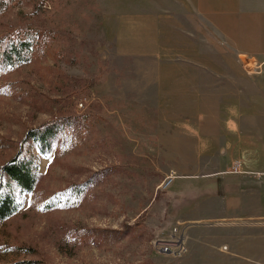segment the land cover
Instances as JSON below:
<instances>
[{"label":"rangeland","instance_id":"1","mask_svg":"<svg viewBox=\"0 0 264 264\" xmlns=\"http://www.w3.org/2000/svg\"><path fill=\"white\" fill-rule=\"evenodd\" d=\"M98 1L0 0V40L33 42L0 67V168L29 157L36 178L0 222V264H184L160 249L179 240L167 183L194 146L161 112L155 62L118 56ZM50 124L42 155L28 134Z\"/></svg>","mask_w":264,"mask_h":264},{"label":"crops","instance_id":"2","mask_svg":"<svg viewBox=\"0 0 264 264\" xmlns=\"http://www.w3.org/2000/svg\"><path fill=\"white\" fill-rule=\"evenodd\" d=\"M98 2L118 56L155 62L161 112L194 146L166 200L184 264H264V0Z\"/></svg>","mask_w":264,"mask_h":264},{"label":"trees","instance_id":"3","mask_svg":"<svg viewBox=\"0 0 264 264\" xmlns=\"http://www.w3.org/2000/svg\"><path fill=\"white\" fill-rule=\"evenodd\" d=\"M32 38L25 35H13L0 40V67L17 66L29 61L32 49ZM63 125L61 124V127ZM60 125L32 130L28 139L42 155L51 152L52 142L57 136ZM61 130V129H60ZM32 161L29 157H17L0 168V222L6 219L19 205L22 194H31L36 183L32 172ZM4 178L6 180H4Z\"/></svg>","mask_w":264,"mask_h":264},{"label":"built area","instance_id":"4","mask_svg":"<svg viewBox=\"0 0 264 264\" xmlns=\"http://www.w3.org/2000/svg\"><path fill=\"white\" fill-rule=\"evenodd\" d=\"M168 184V183H167ZM173 242L161 246L160 249L163 253L167 255H172L175 257L184 256L187 254V248L179 240H172Z\"/></svg>","mask_w":264,"mask_h":264}]
</instances>
